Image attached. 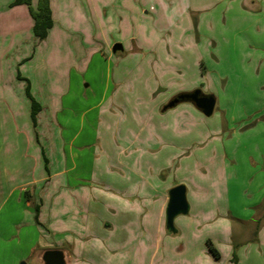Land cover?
Returning a JSON list of instances; mask_svg holds the SVG:
<instances>
[{"label":"rangeland","instance_id":"obj_1","mask_svg":"<svg viewBox=\"0 0 264 264\" xmlns=\"http://www.w3.org/2000/svg\"><path fill=\"white\" fill-rule=\"evenodd\" d=\"M10 2L0 0V167L6 177L28 176L29 163L17 152L26 116L5 83L18 70L60 103L53 118L63 129L67 177L72 182L78 174L85 186L87 223L104 230L96 233L102 245L106 236L119 238L111 247L123 253L132 248L127 234L143 229L137 223L147 216L146 201L125 189L127 160L136 153L152 160L146 171L141 157L139 173L156 189L175 174L185 178L189 157L212 142L229 167L226 188H253L237 179L246 169L264 176V0H49L54 23L43 40L32 34L28 6L8 13ZM31 5L36 8L37 0ZM115 43L122 48L112 51ZM192 82V89L173 92L174 84ZM196 88L214 96L211 115L186 101L163 109L174 94ZM179 124L188 130H172ZM169 152H175L170 160ZM18 193L0 212L1 222L20 220L1 233L0 264H32L26 240L35 233L26 224L31 216L23 197L15 201ZM131 201L139 206L132 215L126 209ZM131 220L134 228L127 225ZM165 228L179 234L174 225Z\"/></svg>","mask_w":264,"mask_h":264},{"label":"crops","instance_id":"obj_2","mask_svg":"<svg viewBox=\"0 0 264 264\" xmlns=\"http://www.w3.org/2000/svg\"><path fill=\"white\" fill-rule=\"evenodd\" d=\"M21 7L22 4L7 5L11 10L8 13ZM8 15L15 18V13ZM29 81L31 93L41 105L36 115L35 128L32 127L30 120L29 100L24 93L25 82L12 74L9 80L5 81L8 82L6 86L16 92L18 107L23 109L26 116L25 120L22 118L24 121L22 129H18V134H22L23 147L17 152L29 166L25 181L16 176L20 175L17 172L16 175L6 177L0 167V212L17 191L19 193L15 195L17 199L15 201L20 202V197H23L24 205L29 209L31 217L34 215L31 207L33 203L26 199L24 191H28L27 194L31 195L32 201L39 203L37 215L39 222L31 223L30 216L29 221H26L28 227H32L35 233L26 240L29 248L25 258L32 264H46L42 256L46 250L52 249L61 252L62 263L59 264H264V176L262 173L255 174L246 169L244 176L237 179L250 181L248 184L254 185L253 188L243 189L237 193L234 189L226 188L224 185L228 184L225 182L228 177L225 167L226 170L229 167L225 166L227 162L222 159L219 145L215 142H212L209 150L189 157L185 178H176L175 174L173 178L165 179L158 189L151 178L139 173L143 165L145 170L150 165L146 160L151 162L152 160L138 153L130 156L127 160L130 163V170L129 175L125 177L127 181L125 189L128 195L136 193V196L142 195L146 201L142 206L147 216L142 215L143 219L137 223L143 229L127 234L126 243L132 248L127 246L128 249L123 253L111 247L117 246L119 238L108 240L109 236H106L105 245H102L96 233H102L104 230L96 222L93 223L94 228L91 221L87 223L85 186L78 174L72 175V182H69L67 177L70 168L68 169L65 161L63 129L56 123V117L53 118V114L57 116L61 108L60 103H53L55 101L50 99L49 89L46 88L42 92V88L35 87V83L30 79ZM192 84L195 82L188 83L187 87L174 84L175 91H172L176 92L178 88L190 89ZM42 93L43 95H40ZM41 98L44 102L40 101ZM164 98L167 96L164 95L161 101ZM185 111L187 114L190 110L187 108ZM38 125L42 126V132L35 136L34 130ZM173 127L174 131L188 130L180 124ZM164 129L167 131L165 127ZM41 148L48 159V171L44 168ZM174 154L175 152H169L168 160ZM141 157L142 163L146 162L142 166L139 165ZM151 158L155 160L156 157ZM232 163H236L234 158ZM199 167L203 173L198 170ZM176 169L178 171L180 167L177 166L175 171ZM188 178L191 179V188L186 181ZM177 183H184L186 186L188 210L186 214H178L173 218V225L179 230V234L171 236L165 232V206L168 188ZM155 197L156 200L151 202L150 199ZM137 206L132 201L129 202L126 205L127 214L137 212L139 207ZM3 219L2 222L0 219V236L3 233L5 235L7 227H19L20 220L10 222ZM127 225L134 228L135 223L131 220ZM20 232L19 230L17 242L22 241ZM10 238H4L5 242H10ZM206 240L217 250L218 257L208 250Z\"/></svg>","mask_w":264,"mask_h":264},{"label":"water","instance_id":"obj_3","mask_svg":"<svg viewBox=\"0 0 264 264\" xmlns=\"http://www.w3.org/2000/svg\"><path fill=\"white\" fill-rule=\"evenodd\" d=\"M121 43H115L112 51L121 49ZM187 100L195 108H197L203 115L209 116L212 114L215 98L211 94L201 93V90L196 88L189 92H181L170 99L163 109L176 105L179 101ZM188 210V202L186 198V186L183 183H178L171 186L167 190V202L165 206V223L170 229L173 227V218L177 214H186ZM46 264H59L62 263L61 252L58 250H46L42 256ZM18 264H27L25 261H20Z\"/></svg>","mask_w":264,"mask_h":264},{"label":"trees","instance_id":"obj_4","mask_svg":"<svg viewBox=\"0 0 264 264\" xmlns=\"http://www.w3.org/2000/svg\"><path fill=\"white\" fill-rule=\"evenodd\" d=\"M20 4H25L28 6L29 14L32 17L31 31H32V34L34 35V37L37 40L45 39L47 34H48L49 29L53 26V23H54L49 0H37L36 8H34L31 5V0H12L9 3V6H15V5H20ZM24 60H26V59H23V61ZM16 77H17V79L23 80L25 82L24 93H25V96L29 100L30 120H31L32 127L35 128V126H36V115H37V112L41 109V105L31 93L29 79L25 76H22L18 70L16 72ZM182 92H189V91H182ZM179 93H181V92H179ZM201 93H203V92L201 91ZM177 94L178 93L174 94L170 99H172ZM183 101L189 102L187 100H182V101L180 100L178 103L183 102ZM165 109H167V108H165ZM36 135L37 134L35 131V136ZM41 156H42V160L44 163V168H45V170L48 171V167H47L48 159L45 156L43 148H41ZM27 193H28V191L25 190L24 194H25L26 199L31 200V202L33 203V209H34L33 210L34 211L33 217H34L35 222L38 223L39 221H38L37 215H38V211H39V203L32 201L31 195H28ZM206 245H207L208 250L215 257H218V252L213 247L211 242L206 240Z\"/></svg>","mask_w":264,"mask_h":264}]
</instances>
